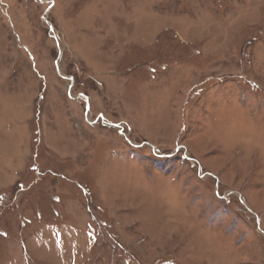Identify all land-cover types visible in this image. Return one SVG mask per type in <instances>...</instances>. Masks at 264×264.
I'll use <instances>...</instances> for the list:
<instances>
[{
	"label": "rangeland",
	"instance_id": "rangeland-1",
	"mask_svg": "<svg viewBox=\"0 0 264 264\" xmlns=\"http://www.w3.org/2000/svg\"><path fill=\"white\" fill-rule=\"evenodd\" d=\"M0 264H264V0H0Z\"/></svg>",
	"mask_w": 264,
	"mask_h": 264
}]
</instances>
